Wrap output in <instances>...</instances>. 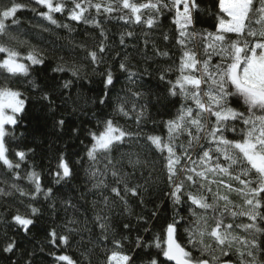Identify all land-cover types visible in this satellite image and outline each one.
<instances>
[{"label": "snow or ice", "instance_id": "1", "mask_svg": "<svg viewBox=\"0 0 264 264\" xmlns=\"http://www.w3.org/2000/svg\"><path fill=\"white\" fill-rule=\"evenodd\" d=\"M33 2L44 10L38 11L37 8L30 7ZM218 8L219 13L224 15L217 14L215 32L204 29L200 33L196 31L199 0H11L9 5L0 8V36L8 39H17L10 29L19 24L16 13L23 9H29L50 24L70 31L71 26L61 24L55 14H61L76 24L91 25L99 29L100 39L96 48L86 49L93 65L103 63L101 54H106L108 36L104 24L107 20L116 18L123 20L125 24L143 23L147 28L153 29L160 26L159 18L165 12L171 13L174 10L172 22L179 33L176 43L182 49L176 69L179 74L173 81L167 78V72H163L159 79L167 82L169 96L181 97L184 102L177 109L174 118L163 122L167 135L148 134L141 137L139 133L126 131L109 117L97 122L96 131H87L90 139L85 146V154L90 161L89 168L92 169L90 175L96 177L97 172H100L98 163L103 159L106 161L105 170L110 171L115 178L111 186L105 180L93 185V188L103 187L112 194L114 199L104 191L100 193V203L111 211V206L117 202L127 210L129 194L139 197L143 204V193L147 192L151 179L149 173L143 184H129L126 177L135 175L137 169L147 166L148 162L142 164L139 160L133 161L128 154L127 167L131 171H126L124 154L120 160H114V153L126 143L139 142L140 139L149 143L164 161L163 168L169 185L166 195L171 202L173 216L171 222L166 224L161 233L154 235L151 241L137 236L134 250L126 252L123 249L128 237L118 238L107 214L96 213L95 223L100 228V245L106 250L104 264H138V261L140 264H264V211H261L264 209V0H219ZM93 10L95 15L92 14ZM113 13L119 15L114 17ZM145 15L148 17L146 20L142 19ZM100 16L104 19H98ZM228 34H235V38ZM144 35L147 36L148 33ZM196 35H200L205 41V55L208 59H198L197 53L188 48L189 38ZM126 36L133 37L134 32L121 33V45H125ZM163 38L167 41L168 34L163 33ZM147 43L146 40L145 44ZM153 51L161 57L169 56L168 51H160L155 46ZM0 54H4L0 58V69L13 77H28L30 65L44 63L35 50L22 54L5 43H0ZM213 55L220 57V61L214 65L211 64ZM25 60L30 61V65L22 62ZM118 67L129 83H136L139 74L132 70L127 56L121 58ZM65 70L62 65L53 69L55 72ZM70 70L73 76L79 77L78 68ZM147 74L146 68L143 75ZM100 75L102 88L95 102L99 106L112 107L111 91L117 82L114 72L109 67ZM28 83L33 89L38 87L32 80ZM71 84L72 81H65L63 87L67 89ZM127 93L130 96L117 95L114 112L130 119L136 113L135 120L139 125L146 108L139 103L144 94L132 88H128ZM40 99L48 101L50 106L53 104L47 92L42 93ZM27 102V95L19 88L0 85V165L12 174L13 180L24 178L32 185L30 191L18 184L11 185L21 197H27L30 201L42 197L51 202L55 200V192L51 186L41 184L39 173L32 170L21 177L17 171L27 161L28 153L34 150H16V160L8 155L6 138L15 139L16 127L23 123L21 116L25 113ZM55 125L62 129L65 120L60 118ZM229 132L234 134L231 138L227 135ZM181 137L185 139L181 140ZM195 148H199L200 152L197 153V159L193 160L192 152ZM213 154L217 163L209 166L208 162L213 160ZM221 157L223 163L219 162ZM208 173L228 176L238 181L242 187L233 189L231 184L222 179L210 180ZM50 175L54 176L55 184L67 183L73 177L74 170L70 162L61 155L55 172H50ZM185 181L189 183V190L185 189ZM214 183L224 185L229 191L241 193L245 204L250 206L249 210L236 212L230 209L229 197L221 195L219 190L214 192L211 187ZM11 194L0 189V196ZM219 201H224L222 208ZM185 205L186 215H181V208ZM52 207L55 210L54 204ZM73 207L71 201H65V210ZM28 208L30 215H21L17 211L11 217L14 226L25 234H28L30 226L34 224L30 216L39 212L34 204H28ZM209 213L215 221L211 227L208 225ZM152 216H157V210H153ZM228 216L233 219L237 216L247 217L251 222L225 223ZM75 222L68 221L69 224ZM123 227L129 229L130 225L124 224ZM181 228L185 234L184 243L180 241ZM234 228L249 232L252 238H240L234 234ZM50 236L68 244L67 236H57L55 231ZM205 237H208V241ZM17 247L15 237L5 233L0 240V252L15 254ZM136 250H139V254ZM57 259L66 264H79L68 255H60ZM27 264H31V261Z\"/></svg>", "mask_w": 264, "mask_h": 264}, {"label": "trees", "instance_id": "2", "mask_svg": "<svg viewBox=\"0 0 264 264\" xmlns=\"http://www.w3.org/2000/svg\"><path fill=\"white\" fill-rule=\"evenodd\" d=\"M21 2H26V0H21ZM10 3L11 0H0V8ZM199 3L200 11L196 31L200 33L207 29L215 32L219 0H199ZM30 7H35L38 11L44 10L34 2ZM92 14L95 15L94 10ZM118 15L119 13H113L114 17ZM219 15L224 14L219 13ZM55 16L61 24H69L72 30L52 25L31 10L23 9L16 13L19 24L13 25L10 29L17 39L0 36V43L16 48L22 54L35 50L43 58L44 63L40 65H30V61H22L30 65L28 77H13L0 69V85L19 88L28 97L25 113L21 116L23 123L16 127L15 139L6 138L9 157L16 160L18 159L14 156L16 150L23 149L27 152L29 148L33 149L34 151L28 153L27 161L17 171L21 177H25L28 172L35 170L40 174L41 184L51 186L55 192V200L51 202L42 197L35 201L21 197L11 185L18 184L26 191H30L32 185L24 178L13 180L12 174L0 165V189L12 193L8 196H0V240L7 233L8 236H14L18 242L15 254L0 252V264H13V262L27 264L29 260L31 264H66L57 259L60 255H68L79 264H104L106 250L100 245V228L95 223L96 213L107 214L110 218L109 223L118 238L128 237L123 249L126 252L134 250L137 236L151 241L154 235L161 233L166 224L171 222L173 216V208L166 195L169 185L163 168L164 161L149 143L140 139L139 142L126 143L114 153L112 157L114 160H120L121 155L124 154L123 163L126 171H131L127 167L128 154L131 155L133 161L139 160L142 164L148 162L147 166L138 168L135 175L126 177L129 184H143L145 178L149 177V173H151V179L147 185V192L143 193V204L140 203L139 197L129 194L127 210L124 205L117 202L111 206V211L105 209L100 203V193L104 191L110 197L112 194L103 187L93 188V185L105 180L111 186L115 178L110 171L105 170L106 161L103 159L98 163L100 172H97L96 177L93 178L90 175L92 169L89 168L90 161L86 157L85 146L88 145L90 139L87 131L89 129L96 131L97 122L109 117L126 131L139 133L141 137L148 134L167 135L163 122L174 118L177 109L184 102L181 97L169 96L167 82L159 79L163 72H167V78L173 81L179 74L176 69L180 63L182 49L176 43L179 33L177 26L172 22L174 10L171 13L165 12L159 18L160 26L153 29L147 28L143 23L125 24L123 20L116 18L107 20L104 24L108 36L107 49L106 54H101L103 63L99 65L92 64L86 51V49L96 48L100 39L99 29L91 25L76 24L61 14H55ZM147 18V15L142 17L144 20ZM98 19H104V17L100 16ZM127 31H133L134 36H126L125 45H121L120 35ZM144 33L148 35L145 36ZM163 33L168 34L167 41L164 40ZM228 35L235 38L234 34ZM146 40L147 44H145ZM154 46L160 51H168L169 56L155 55ZM188 48L197 53L198 59H208L205 55V41L200 35L189 38ZM3 55L0 54V58H3ZM125 56L128 57L132 70L139 74L135 84L129 83L126 75L119 70V62ZM218 61H220L219 56L211 57V64L214 65ZM57 65H62L66 70L64 72L53 71ZM109 67L112 68L117 82L111 91L113 106L103 107L95 101L102 88L100 73ZM72 68L79 69V77L71 74L70 69ZM146 68L148 74L143 75ZM29 80L34 81L38 87L33 89L28 83ZM68 80L72 81V84L66 89L63 83ZM128 88L144 94L139 103L144 104L146 108L139 125L135 120L136 113H133V118L130 119L114 112L117 95L128 94L130 96L127 93ZM44 92L52 98L51 106L48 101L40 99ZM60 118L65 120L62 129L55 125L56 120ZM73 129H79V131L74 132ZM227 135L231 138L234 134L229 132ZM184 139L185 137H181V140ZM202 143L205 142L202 141ZM198 152H200L199 148L193 150V160L197 159ZM61 155L70 162L74 175L67 183L55 184L54 176L50 175V172H55L58 158ZM219 162L223 163L222 157ZM181 163L183 164L184 161ZM208 163L209 166L217 163L215 154H213V160ZM208 176L210 180H224L231 184L233 189L242 187L238 181L223 174L208 173ZM211 187L214 192L219 190L221 195L229 197L231 203L228 207L230 209L236 212L249 210L250 206L245 204V198L241 193L234 190L229 191L222 184L214 183ZM189 188V183L185 181V189L189 190ZM65 201H71L74 207L65 210ZM30 203L34 204L39 212L35 216H30L34 224L30 226L28 234H25L14 226L11 217L17 211L21 215H30L28 208ZM52 204L55 205V210ZM223 205L224 201H219L221 208ZM186 208L187 205L181 208V215H186ZM153 210H157L156 217L152 216ZM138 217L144 219H138ZM69 220L76 222L69 224ZM214 222L209 213L208 225L211 227ZM228 222L241 224L251 221L247 217L237 216L233 219L228 216L225 223ZM124 224L130 225L129 229H124ZM53 231L57 233V236H67L68 244L65 245L51 237L50 233ZM233 232L240 238H252L249 232L240 228H234ZM109 236L111 237V233ZM205 240L208 241V237H205ZM180 241L185 242L183 228L180 229ZM136 251L139 254V250ZM217 255L220 253L217 252ZM138 264H140L139 261Z\"/></svg>", "mask_w": 264, "mask_h": 264}, {"label": "rangeland", "instance_id": "3", "mask_svg": "<svg viewBox=\"0 0 264 264\" xmlns=\"http://www.w3.org/2000/svg\"><path fill=\"white\" fill-rule=\"evenodd\" d=\"M235 35V34H234Z\"/></svg>", "mask_w": 264, "mask_h": 264}]
</instances>
